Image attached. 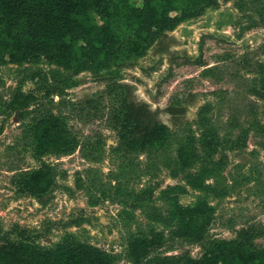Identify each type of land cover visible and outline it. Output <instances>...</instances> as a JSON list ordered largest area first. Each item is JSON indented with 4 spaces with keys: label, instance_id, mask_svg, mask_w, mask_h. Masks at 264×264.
I'll list each match as a JSON object with an SVG mask.
<instances>
[{
    "label": "rangeland",
    "instance_id": "rangeland-1",
    "mask_svg": "<svg viewBox=\"0 0 264 264\" xmlns=\"http://www.w3.org/2000/svg\"><path fill=\"white\" fill-rule=\"evenodd\" d=\"M157 39L143 57L105 68L0 61V101L34 96L20 115L0 109V248L87 244L111 264H136V238L153 243L139 264H182L222 241L264 248V0H202L164 45ZM119 85L158 111L172 143L123 156L107 107ZM48 114L68 122L76 150L36 156L35 126ZM181 146L197 155L186 167ZM43 162L55 167L54 186L20 195L14 180ZM199 203L212 209L204 239L177 237L179 209Z\"/></svg>",
    "mask_w": 264,
    "mask_h": 264
},
{
    "label": "trees",
    "instance_id": "trees-1",
    "mask_svg": "<svg viewBox=\"0 0 264 264\" xmlns=\"http://www.w3.org/2000/svg\"><path fill=\"white\" fill-rule=\"evenodd\" d=\"M202 0H0V61L28 63L44 58L65 69L105 68L143 57L154 39L164 43L169 32L182 22L187 11ZM163 48V47H162ZM161 51V50H160ZM264 86V83H263ZM54 91L49 88L46 94ZM108 93L112 101L109 120L118 136V149L124 157L144 152L151 145H165L171 139L170 128L159 119L157 110L138 102L129 85L115 86ZM32 95L20 90L9 104L0 101V109L18 112L27 108ZM104 96L89 100L96 108ZM172 115L176 107L168 110ZM35 154L42 157L52 151L69 153L79 140L64 118L52 114L38 120L34 133ZM210 144L218 143L210 139ZM188 150L189 152H185ZM179 164L189 166L197 158L184 146L177 150ZM55 167L47 162L17 177L15 185L22 196H42L55 184ZM181 222L176 236L203 240L212 222V209L206 203L179 209ZM152 242L136 238L130 242L129 254L136 264L147 255ZM106 251L87 244L65 243L43 249L23 240L8 242L0 248V264H111ZM182 264H264V248L251 249L237 241L213 244L200 258L190 256Z\"/></svg>",
    "mask_w": 264,
    "mask_h": 264
}]
</instances>
